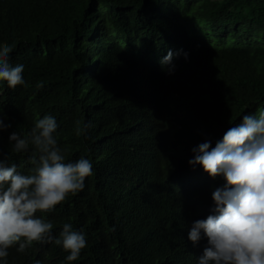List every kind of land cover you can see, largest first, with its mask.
I'll list each match as a JSON object with an SVG mask.
<instances>
[{
  "label": "trees",
  "instance_id": "trees-1",
  "mask_svg": "<svg viewBox=\"0 0 264 264\" xmlns=\"http://www.w3.org/2000/svg\"><path fill=\"white\" fill-rule=\"evenodd\" d=\"M3 45L26 86L0 83L12 124L0 152L28 174L34 149L8 137L50 114L67 160L93 163L83 191L36 213L57 237L65 223L86 234L70 264H197L207 239L188 231L223 180L193 169L190 150L264 110V0H0ZM169 49L173 74L159 63ZM8 251L9 264L68 255L54 242Z\"/></svg>",
  "mask_w": 264,
  "mask_h": 264
},
{
  "label": "clouds",
  "instance_id": "clouds-1",
  "mask_svg": "<svg viewBox=\"0 0 264 264\" xmlns=\"http://www.w3.org/2000/svg\"><path fill=\"white\" fill-rule=\"evenodd\" d=\"M13 51L12 45L0 46V83L15 89L26 86V81L24 65L10 62ZM178 54L169 49L159 61L167 74L174 73L172 61ZM6 120L0 114V132L12 127ZM58 127L57 119L49 114L35 120L26 135L17 131L9 135L15 153L34 149L28 174L0 152V264H9L10 248L23 253L34 242L62 246L68 253L66 264L78 260L87 246L86 234L74 230L71 223H65L57 237L54 224L36 215L54 211L69 194L83 191L86 177L93 174L90 159L67 160L56 138ZM190 151L193 169L200 166L211 178L223 180L211 193L212 214L194 221L188 231L194 246L207 239L197 264H264V110L244 115L215 147L209 139Z\"/></svg>",
  "mask_w": 264,
  "mask_h": 264
},
{
  "label": "rangeland",
  "instance_id": "rangeland-1",
  "mask_svg": "<svg viewBox=\"0 0 264 264\" xmlns=\"http://www.w3.org/2000/svg\"><path fill=\"white\" fill-rule=\"evenodd\" d=\"M189 29H190V31H191V30H193V31H194V28H191V27H189Z\"/></svg>",
  "mask_w": 264,
  "mask_h": 264
}]
</instances>
